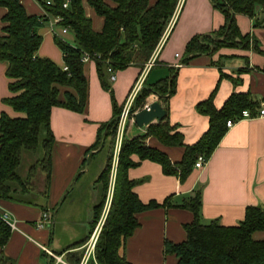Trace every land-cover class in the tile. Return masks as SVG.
<instances>
[{
	"label": "crops",
	"instance_id": "0c3cea01",
	"mask_svg": "<svg viewBox=\"0 0 264 264\" xmlns=\"http://www.w3.org/2000/svg\"><path fill=\"white\" fill-rule=\"evenodd\" d=\"M104 1L114 5L110 0ZM154 2L148 0L149 5ZM20 3L28 15L45 13L37 0H20ZM81 4L92 29L100 31L103 17L94 11L88 0H81ZM5 11V7L0 6V35L3 34L1 17ZM235 17L241 33L252 34L264 49V25L253 26V20L243 14ZM256 18L264 22V11L260 8L256 11ZM223 21V14L210 0H178L165 40L149 58L153 60L150 67L129 65L115 70L112 81L106 71L109 88H104L95 61L89 59L83 63L87 81L83 111L61 106H53L50 110L49 128L53 141L47 185L44 174L34 178V187L24 196L32 200L31 204L0 199V211L6 212L10 221H15V228H10V236L0 249V254L7 258L4 264L80 263L85 243L94 232L98 235L105 217L104 208L102 219L95 223L86 241L75 244L88 234L92 206L99 196L96 179L104 166L106 153L96 144L98 134L112 116V102L122 109L139 76L142 86L144 81L154 82L167 76L170 68H175L174 91L165 104L153 94L146 98V104L156 100L162 108L165 106L169 123L176 126L185 144L195 142L207 128V117L196 109V104L211 92L216 107H220L233 91L248 92L258 104L264 102V72L257 69L264 66V56L252 49L222 47L211 55H194L186 63L174 65L184 56L185 44L192 35L216 30ZM36 32L41 36V42L35 54L63 68L62 53L53 36L75 44L73 31L59 24L52 15L37 27ZM6 66V62L0 61V114L23 116L22 112L2 102V98L12 94L7 86ZM64 91L74 93L71 88L60 86V99H63ZM145 127H138L129 119L124 135H140L146 131ZM145 141L163 151L172 162L179 161L182 156V146L162 144L152 135H148ZM35 158L34 154L21 153L18 166L21 176L26 175ZM131 159L138 162L128 168L127 176L135 181L132 190L138 199L143 203L165 201L164 205L136 213L138 224L118 249V254L132 264H176V255L166 252L164 245L166 241L179 243L185 240L184 225L193 220V213L181 203L196 188L201 192V223L215 219L222 225H234L243 218L246 206L264 204V117L242 119L227 128L204 166L201 169L192 167L181 182L175 175L165 174L155 161L138 160L136 154H132ZM116 161L117 154H114L113 179H109L105 206L111 198ZM44 207L51 211V222L46 228H37L35 224ZM252 237L264 238V230L255 231ZM85 264L99 263L94 255H90Z\"/></svg>",
	"mask_w": 264,
	"mask_h": 264
},
{
	"label": "trees",
	"instance_id": "16d2710c",
	"mask_svg": "<svg viewBox=\"0 0 264 264\" xmlns=\"http://www.w3.org/2000/svg\"><path fill=\"white\" fill-rule=\"evenodd\" d=\"M49 1L47 4L45 0H37L45 10L43 15H28L20 0H0V6L6 9L1 17L0 61L7 63L5 76L9 78L7 86L12 93L2 98V102L24 114L19 117L0 114V199L31 204L32 200L24 196L34 187V178L44 174L47 185L53 141L49 128L50 110L53 106H61L83 111L87 97L84 62L81 60L83 54L95 61L101 85L109 88L105 76L107 67L113 70L129 65L142 68L154 52L178 2L155 0L149 5L148 0H110L114 5H108L104 0H88L94 11L103 17L101 30L94 31L90 19L84 15L81 0H67L66 7H63L65 0ZM210 1L223 14V24L211 32L192 35L185 44L180 62L186 63L194 55H211L222 47L249 48L264 56V49L260 48L253 35L241 33L235 17L243 14L253 20V26L264 25L263 20L256 18L258 8L264 11V0ZM52 15L59 16L58 23L70 28L75 37V44H70L57 35L53 36L62 53L65 68L35 54L41 42L36 29ZM257 69L264 72V66ZM174 70L170 68L167 76L154 82L144 81L130 111L141 110L151 94L165 104L174 91ZM60 86L69 87L74 93L64 91L63 99H60ZM212 98L213 92L196 104V109L207 117L208 125L193 143H184L182 134L174 124L169 123L167 114L163 119L147 124L146 131L140 135H122L108 210L93 249L99 264H132L118 254V249L137 226L136 213L165 204V201L157 203L153 200L143 203L138 199L132 190L135 181L127 176L128 168L138 162L132 160L131 155L136 154L138 160L157 162L165 174L175 175L181 182L190 173L198 154H203L205 161L208 159L227 129L226 120L238 115L242 109L254 113L258 105L248 92H231L220 107L214 106ZM120 110L112 102V116L101 126L98 134L96 144L106 153L104 166L96 179L99 196L92 206L88 234L76 245L88 238L107 198ZM148 135L165 145L182 146L180 160L172 162L163 151L147 145L145 140ZM23 151L36 156L25 176L18 173ZM200 205L201 192L196 188L181 203L193 213V220L184 225L185 240L165 242L164 249L176 255V264H264V238L252 237L255 231L264 230V204L246 206L243 218L234 225H222L215 219L201 223ZM10 232L0 211V249L7 242ZM6 261L7 258L0 254V264Z\"/></svg>",
	"mask_w": 264,
	"mask_h": 264
},
{
	"label": "built area",
	"instance_id": "2783aa9c",
	"mask_svg": "<svg viewBox=\"0 0 264 264\" xmlns=\"http://www.w3.org/2000/svg\"><path fill=\"white\" fill-rule=\"evenodd\" d=\"M45 2L47 4H49V0H45ZM67 6V0H65V2H63V7ZM55 20L59 21L60 17L59 16H55ZM171 27V22H169V24L166 26V28L164 29L162 35L159 38V41L156 45V48H159L163 41L165 40V37L168 33L169 28ZM175 57H178V54L175 53ZM89 56L87 54H83L81 60L83 62L89 60ZM153 64V60L149 59L146 63H145V68L150 67ZM182 63L180 61H177L174 65L180 66ZM65 68V67H64ZM107 72L109 74V80L112 81L115 79V70H113L111 67H107ZM141 76L138 77V79L136 80L134 86L132 87V89L130 90V92L128 93V96L126 97L125 103L120 111L119 117H118V123H117V130H116V139H115V150H114V154H117L118 149H119V145H120V141L122 138V135L124 134V131L126 129V122L127 120L131 119L133 120V115L139 111V110H134V111H130V107L131 104L133 102V99L136 95V93L138 92V90L141 87ZM142 108H147V104H144ZM255 117H264V102H259V104L255 107L254 109V113H251V111L249 109H242L241 112L232 117V118H228L225 122V126L226 128H230L235 122L242 120V119H250V118H255ZM205 163V159L203 154H198L194 160L193 163V167L197 168V169H201L204 166ZM110 199H108L109 201ZM51 211L49 209L43 210L40 214V217L38 218V220L36 221L35 226L37 228H46L50 222H51ZM1 218L8 224V226L11 229L15 228V221L9 220L8 214L6 212H1ZM97 238V234L94 232L88 239V241L85 243L84 245V254H83V258L81 259L79 264H85L87 257L88 256H92L93 255V249H94V244ZM49 254H51V252L49 250H46Z\"/></svg>",
	"mask_w": 264,
	"mask_h": 264
},
{
	"label": "water",
	"instance_id": "95a60500",
	"mask_svg": "<svg viewBox=\"0 0 264 264\" xmlns=\"http://www.w3.org/2000/svg\"><path fill=\"white\" fill-rule=\"evenodd\" d=\"M166 111L158 101H152L147 104V108H142L133 115V122L138 127L149 124L152 120H161L165 117Z\"/></svg>",
	"mask_w": 264,
	"mask_h": 264
},
{
	"label": "rangeland",
	"instance_id": "374dc122",
	"mask_svg": "<svg viewBox=\"0 0 264 264\" xmlns=\"http://www.w3.org/2000/svg\"><path fill=\"white\" fill-rule=\"evenodd\" d=\"M114 150H115V147H114V149H113V157H114ZM104 152H105V149H104ZM24 163H26V165H28V163L26 162V160H24ZM112 165H113V163H112ZM111 165V170H110V174H109V179H110V177H112V179H113V175H112V172H113V166ZM67 200V199H66ZM82 201H84V197H83V199H82ZM106 203V202H105ZM107 204H109V201H108V203ZM106 204V206H105V204H104V206H103V209L105 208V211H104V216H105V212H107V210H108V206L109 205H107ZM102 213V212H101ZM104 218V217H103ZM100 219H102V214H100V216H99V221H100ZM103 222V221H102Z\"/></svg>",
	"mask_w": 264,
	"mask_h": 264
}]
</instances>
